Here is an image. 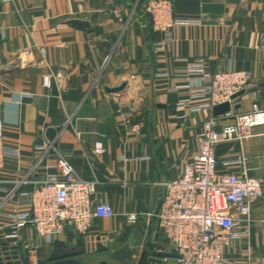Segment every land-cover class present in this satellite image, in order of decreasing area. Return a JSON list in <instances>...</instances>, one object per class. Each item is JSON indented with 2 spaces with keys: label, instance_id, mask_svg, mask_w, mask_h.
Here are the masks:
<instances>
[{
  "label": "crops",
  "instance_id": "crops-1",
  "mask_svg": "<svg viewBox=\"0 0 264 264\" xmlns=\"http://www.w3.org/2000/svg\"><path fill=\"white\" fill-rule=\"evenodd\" d=\"M174 14L193 23L175 28L174 44L158 52L154 45L161 36L152 30L145 0L0 2V119L5 144L21 150L0 170V254L24 256L25 246L35 243L40 264H52L56 254L98 264L107 253L92 252L88 240L101 236L112 251H149L146 264H179L178 258L155 256V249L176 254L156 212L165 185L198 153L213 112L179 107L190 92L181 84L178 93H168L171 76L196 60L209 72L254 74L252 87L235 99L219 129L255 104L264 108V0H174ZM75 20L89 26L71 25ZM123 83V92L106 91ZM116 99L137 109L142 135L123 131ZM252 134L215 147L219 173L257 178L263 189L250 217L239 220L241 238L223 247L226 264H264V125ZM49 142L84 180L98 182L93 204H109L115 216L95 219L87 236L69 229L52 246L29 227L13 248L5 226L20 196L58 173L57 155L43 149ZM233 155H243L245 165L222 164ZM128 214L138 215L135 225L127 223Z\"/></svg>",
  "mask_w": 264,
  "mask_h": 264
},
{
  "label": "built area",
  "instance_id": "built-area-1",
  "mask_svg": "<svg viewBox=\"0 0 264 264\" xmlns=\"http://www.w3.org/2000/svg\"><path fill=\"white\" fill-rule=\"evenodd\" d=\"M12 0H0L8 2ZM146 13L153 32L161 38L154 47L158 52L174 44V30L178 26L192 24L174 14V0H145ZM264 68V45L260 48ZM28 53V51H26ZM167 76V74H165ZM254 74L249 71L209 72L203 60L190 62L183 71L171 76L168 93H178L181 84H186L190 98L181 100L179 107L190 112L210 111L235 100L233 96L250 89ZM50 78H45L49 85ZM198 104L193 106V101ZM120 124L126 135H142V124L137 120V109L116 99ZM187 117V114L183 116ZM225 116L214 114L203 126L202 142L192 162L183 174L165 185L161 206L157 214L160 229L177 255L179 264H226L223 247L232 240H239V220L249 218L252 204L262 198V183L257 178L238 176L235 173H219V160L215 147L223 142L244 140L252 137V128L264 125V108L255 104L251 111L236 116V123L219 129V121ZM79 137V135H78ZM46 154L57 155L58 173L36 182L31 193H23L10 214L5 226L9 232L5 240L18 247L21 231L34 228L38 239L46 246L72 229L80 236H87L95 219L112 218L113 208L107 204H93L98 182L84 180L72 162L49 142ZM96 152L101 154L99 146ZM21 150L10 148L4 142L3 122L0 119V170L7 158H20ZM243 155H233L222 161L226 167L243 166ZM127 223L135 225L137 214H128ZM6 252V251H4ZM155 256L163 250H154ZM0 254V264H40L38 247L35 243L25 246L24 256L9 252ZM11 262V263H10Z\"/></svg>",
  "mask_w": 264,
  "mask_h": 264
},
{
  "label": "water",
  "instance_id": "water-1",
  "mask_svg": "<svg viewBox=\"0 0 264 264\" xmlns=\"http://www.w3.org/2000/svg\"><path fill=\"white\" fill-rule=\"evenodd\" d=\"M71 25L84 28L88 27L89 24L87 22H82L79 20H75L71 22ZM127 87V83H123L120 86L116 88H106V91L111 93H119L123 92ZM244 94V91L236 94L233 96V100L237 99L238 97L242 96ZM232 106L229 103L220 105L216 107L213 111L214 116L219 117L221 115L227 114L231 112ZM161 206V204H160ZM159 206V209H160ZM159 209L156 212V216L159 212ZM103 238L101 236L93 237L88 240V245L90 246V250L92 252H104L108 254V257L111 261L117 263V264H129L131 260L133 259L134 253L131 251L127 246H124L123 248L110 252L109 247L107 244H105ZM7 259H11L9 256V253H6ZM159 258H180L177 254H170V253H159L156 255ZM146 258V254L144 253L139 261L138 264H143ZM52 264H86L84 262H81L75 258H72L71 256L67 255H59L56 254L51 258ZM151 261H156V257H152ZM11 263V262H10ZM98 264H109L108 261H101Z\"/></svg>",
  "mask_w": 264,
  "mask_h": 264
},
{
  "label": "rangeland",
  "instance_id": "rangeland-1",
  "mask_svg": "<svg viewBox=\"0 0 264 264\" xmlns=\"http://www.w3.org/2000/svg\"><path fill=\"white\" fill-rule=\"evenodd\" d=\"M109 250H110V248H109ZM110 252H113V251L110 250ZM149 254H150V252L147 251V253H146V258H145V261H144L143 264H146L147 257H148ZM142 255H143V253H142V249H140V248H139V249H136L135 252H134V258L131 260V262H130L129 264H138L139 261H140V259H141V257H142ZM103 261H108L109 264H113V261H111V260L109 259V257H108L107 254H105V255L103 256ZM94 262H95L94 260H93V261H90V260H89L88 263H94Z\"/></svg>",
  "mask_w": 264,
  "mask_h": 264
}]
</instances>
